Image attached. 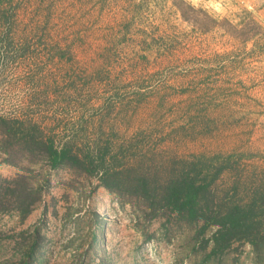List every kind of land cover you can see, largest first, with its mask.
Instances as JSON below:
<instances>
[{
  "label": "rangeland",
  "instance_id": "rangeland-1",
  "mask_svg": "<svg viewBox=\"0 0 264 264\" xmlns=\"http://www.w3.org/2000/svg\"><path fill=\"white\" fill-rule=\"evenodd\" d=\"M186 5L201 12L187 11L185 20ZM0 7L1 116L31 119L57 141L75 132L79 145L97 136L134 144L148 164L233 153L245 173L264 166V0H0ZM27 165L7 164L0 150V181ZM31 168L41 199L23 220L0 210V264L15 262L36 230L33 264H200L180 234L147 223L96 178L42 162ZM208 264L264 260L237 243Z\"/></svg>",
  "mask_w": 264,
  "mask_h": 264
},
{
  "label": "trees",
  "instance_id": "trees-1",
  "mask_svg": "<svg viewBox=\"0 0 264 264\" xmlns=\"http://www.w3.org/2000/svg\"><path fill=\"white\" fill-rule=\"evenodd\" d=\"M187 11L201 12L186 5L180 9L185 20H189ZM77 135L72 132L69 139L57 141L31 119L0 115L3 161L13 166L28 162L23 173L0 181V210H12L21 220L31 213L41 199L42 187L30 181L36 177L31 166L42 162L48 169L63 167L84 179L96 178L98 186L136 205L147 223L158 221L162 232L180 234L187 257L200 255V264L220 261L237 243L250 245L264 260L263 165L245 173L233 153L197 154L148 164L145 157H135L134 144L125 147L97 136L92 143L79 145ZM237 171L241 173L224 182V175ZM38 234L36 230L31 244L22 243L18 259L11 264L34 263L41 246ZM94 245L92 234L89 247Z\"/></svg>",
  "mask_w": 264,
  "mask_h": 264
}]
</instances>
